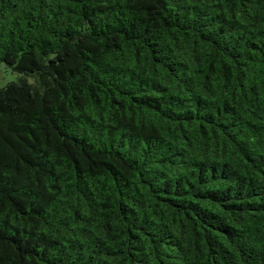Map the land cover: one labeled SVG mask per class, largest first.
I'll return each instance as SVG.
<instances>
[{
    "label": "trees",
    "instance_id": "trees-1",
    "mask_svg": "<svg viewBox=\"0 0 264 264\" xmlns=\"http://www.w3.org/2000/svg\"><path fill=\"white\" fill-rule=\"evenodd\" d=\"M0 264H264V0H0Z\"/></svg>",
    "mask_w": 264,
    "mask_h": 264
},
{
    "label": "rangeland",
    "instance_id": "rangeland-1",
    "mask_svg": "<svg viewBox=\"0 0 264 264\" xmlns=\"http://www.w3.org/2000/svg\"><path fill=\"white\" fill-rule=\"evenodd\" d=\"M20 75L13 71L10 67L6 64L0 65V83L2 85H7L10 82L18 81Z\"/></svg>",
    "mask_w": 264,
    "mask_h": 264
}]
</instances>
